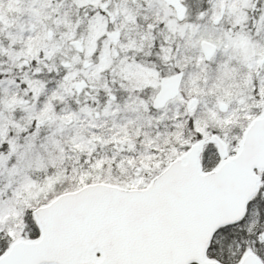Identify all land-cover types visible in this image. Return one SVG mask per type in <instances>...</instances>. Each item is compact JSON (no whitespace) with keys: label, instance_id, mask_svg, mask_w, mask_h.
<instances>
[{"label":"snow or ice","instance_id":"6c2138e0","mask_svg":"<svg viewBox=\"0 0 264 264\" xmlns=\"http://www.w3.org/2000/svg\"><path fill=\"white\" fill-rule=\"evenodd\" d=\"M0 264H264V0H0Z\"/></svg>","mask_w":264,"mask_h":264}]
</instances>
